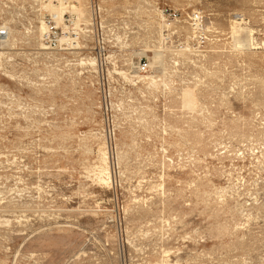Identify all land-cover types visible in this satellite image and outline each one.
Returning <instances> with one entry per match:
<instances>
[{
  "label": "rangeland",
  "instance_id": "obj_1",
  "mask_svg": "<svg viewBox=\"0 0 264 264\" xmlns=\"http://www.w3.org/2000/svg\"><path fill=\"white\" fill-rule=\"evenodd\" d=\"M101 3L113 57L96 71L35 53L32 0L7 8L20 32L9 57L0 50V264H63L114 240L119 219L128 248H147L151 264L164 248L174 264H264V0ZM158 9L179 13L165 40L150 23ZM194 11L208 42L179 56ZM235 26L249 30L250 48ZM147 44L164 46L166 70L149 72L158 88L109 72L150 63ZM99 83L111 94L116 153Z\"/></svg>",
  "mask_w": 264,
  "mask_h": 264
},
{
  "label": "built area",
  "instance_id": "obj_2",
  "mask_svg": "<svg viewBox=\"0 0 264 264\" xmlns=\"http://www.w3.org/2000/svg\"><path fill=\"white\" fill-rule=\"evenodd\" d=\"M14 1L0 0V7L5 10H0V42L3 40L2 38L9 34V29L5 25L8 22L5 20L7 17L6 12L11 2ZM32 1L33 6L30 9V13L39 19L38 22L41 27L40 44L42 50L46 53L44 54L45 57L50 63L58 66H67L68 64L73 65L80 58L88 60L93 57L101 65V61L109 57V43L104 34L105 10L101 0H90L88 5L89 15L87 17L80 15L74 8H64L61 11L52 12L43 7V4L47 2L61 5L62 3L68 4L69 1L77 3L76 0ZM167 12V9L162 11L164 16L162 20L163 35L165 32L168 35L170 31L176 30L180 21L177 11L172 14H167ZM190 18L193 23V30H195L194 36L196 37L193 44L195 46H205L208 38L204 29V21L202 22L203 15L196 13L194 17ZM22 21L25 24L24 29L32 28L30 20L22 19ZM9 25L11 24L9 23ZM35 26L37 29L38 25ZM164 38L166 39L165 36ZM136 70L138 74H147L151 71L150 63L141 61L136 66ZM133 78L137 79L136 77ZM99 88L101 89V108L105 115L102 126L103 136L110 152L114 151L116 153L117 123L111 113L113 106L110 90L104 87V83L101 85L99 83ZM117 221L119 233H117L114 240L108 236L95 240V244L92 245L93 248L91 246L82 247L77 254L67 258L63 264H151L152 260L147 256L149 253L147 248L138 249V253L135 252L137 250L128 248V235L122 231L123 224L121 220Z\"/></svg>",
  "mask_w": 264,
  "mask_h": 264
},
{
  "label": "bare ground",
  "instance_id": "obj_3",
  "mask_svg": "<svg viewBox=\"0 0 264 264\" xmlns=\"http://www.w3.org/2000/svg\"><path fill=\"white\" fill-rule=\"evenodd\" d=\"M76 1H77V3H72L71 1H69L68 4L62 3L61 5L55 4V3H52V2H47V3L43 4V7L45 9H47L48 11H52V12L61 11L64 8H74L80 15L87 17L89 15L88 14L89 13V6L88 5H89L90 0H76ZM0 10L5 11L3 7H0ZM196 13H200L201 14V11H194V12H191V13L187 14L188 15V18H187V21H188L187 29L189 30V33H191V35H189L187 37L188 39L186 41V46L182 47L180 52H178L179 56L186 54L185 52H182V51L189 50V52H192V50L194 49L197 52H199V50H198L199 48H197V47H201V45L193 46L192 45V41H191L193 39L195 40L196 37L194 36L195 30H193L194 27H193V23L191 22V18L190 17H194V15ZM156 14H157V17H159V21L156 19L155 22H152V20L150 18V23L151 24L157 23L158 26H159V31L162 32V26H163L162 20H163L164 16H163V14H162L160 9H158V12ZM203 21H204V19L202 20V22ZM233 23L236 24V22H233ZM5 25L9 29V34L7 36H5L4 38H2L3 40L0 42V50H4L3 58L9 57V54H10L9 50L12 49L15 46L16 41H18V39H19V38H17V34L20 32V31H16L11 25H9L8 22H6ZM233 25H231V26H233ZM206 28L208 29V26ZM232 28H233V32L235 34L236 43H241V44H243V46L245 45L248 48H250L253 45V43H251V38H250V36H251L250 34L251 33L249 32V30L247 31V29L237 28L236 26L232 27ZM241 33L242 34L244 33V36H240V37L237 36V35H241ZM40 35H41V27H40V25H38L37 29L35 30V34H34V36H35V38L37 40V46L35 48L37 51H35V53L40 54V55H44L46 53L42 50V47H41V44H40ZM160 37L165 40L163 34H161ZM38 40H39V42H38ZM163 48H164V46H162V45H160V46L154 45V47H151V45H149V44L146 45L145 50H152L154 52V55L152 57H150V67L152 69H154V67L157 64H159V65L163 66L164 70H166V67H165V64H164V61L166 62V60H165V57H164ZM1 54L2 53H0V55ZM110 57H113V56L109 55V58ZM175 64H177V63H175ZM73 65H87V66L91 67V69L96 71V69L99 66V62L93 57L89 58L88 60H85L84 58H80ZM134 67H135V69L132 71L133 73H130V71H129L130 69H126L125 70V69H118V68H115L114 70L109 69V72L112 73L114 71V72H116L118 74H121L124 78H126L133 85H137L138 82L143 81L144 83H147L149 86H153L155 88L159 87L160 82L156 78V75H154L152 73H148V74H144V75L138 74V72L136 70V66H134ZM47 74H57V73H56V71L54 69H48L47 70ZM133 77H136L137 79H134ZM162 84L165 87L169 86V83L167 81H163ZM185 87H187V85ZM192 88H194V90H197L196 85H193ZM184 91H185V88L182 87L181 88V92H180L181 93V95H180L181 104H183V96L182 95H184ZM101 150H102V148H101ZM100 156L102 157V155H100ZM103 157H104L103 158L104 159L103 162L104 161L106 162V160H108V159H106V154L105 153H103ZM107 164H108V162H107ZM107 166L108 165L105 164L103 167H101L102 171H106L107 172ZM95 175H96V173H95ZM107 175H110V174L107 173ZM97 176H98V172H97ZM100 179H102V178H100ZM103 180H105V179H102L101 181L103 182ZM105 183H106V180H105ZM171 261H173V260L170 257V250L165 249V248L162 249L160 255L158 256V258L156 260L157 264H174Z\"/></svg>",
  "mask_w": 264,
  "mask_h": 264
}]
</instances>
